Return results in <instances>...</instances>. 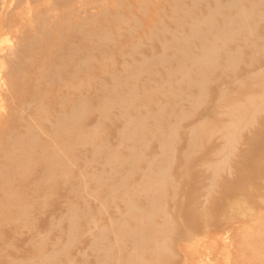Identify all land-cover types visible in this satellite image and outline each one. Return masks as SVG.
<instances>
[{"label": "rangeland", "instance_id": "obj_1", "mask_svg": "<svg viewBox=\"0 0 264 264\" xmlns=\"http://www.w3.org/2000/svg\"><path fill=\"white\" fill-rule=\"evenodd\" d=\"M193 1L180 3L195 11L213 0ZM176 2H45L47 32H53V16L60 31L39 37L45 46L42 65H30L34 57L30 50L13 57L9 67L20 74L12 72L13 84H3L14 90L11 100L0 90V112L10 113L7 122L0 123V264H100L102 260L103 264H264V141L254 140L258 132L264 134V0H243L254 3L250 38L237 40L239 47L232 49L237 53L231 60L219 56L223 66L209 72L207 94L198 101L189 100L197 94L195 88L167 78L170 63L154 60L174 52L168 43L171 35L188 33L187 21L177 28ZM14 38L12 47L19 51ZM195 46L194 42L191 47L197 52ZM56 50H62L63 60ZM138 63H147L149 69L134 74L119 90H138L131 114L169 112L171 130L162 127L164 135L171 134L167 148L162 136L150 130L144 134V145H140L143 140L121 134L125 116L113 97L112 76L141 67ZM169 88L183 99L172 98L166 93ZM81 94L87 104L76 115L88 139L78 138L82 133L66 147V137H60L57 152L62 165L52 172L50 163L56 160L52 124L61 119V110H75ZM104 96L112 97L107 114L99 104ZM36 99L43 109L34 113L40 104ZM231 103L245 110L238 127L231 126L234 139L226 147L228 137L222 127L230 118L226 112ZM196 123L197 137L191 132ZM40 124L43 134L37 128ZM68 129L66 136L76 130ZM28 130L38 131L35 142ZM129 146L137 152L135 163L122 160L130 153ZM108 150L116 152V161L108 159ZM126 194L133 199L134 216L127 212ZM100 202L105 203L102 211ZM103 222L107 226L126 222L132 231L144 223L147 234L152 233L148 228L155 232L152 239L138 240V245L134 237L112 233L106 240L98 234ZM106 246L112 252L104 257Z\"/></svg>", "mask_w": 264, "mask_h": 264}, {"label": "bare ground", "instance_id": "obj_2", "mask_svg": "<svg viewBox=\"0 0 264 264\" xmlns=\"http://www.w3.org/2000/svg\"><path fill=\"white\" fill-rule=\"evenodd\" d=\"M16 1L17 0H15V2H12V0H0V73H2L1 70H4L6 66L8 68V69L6 68L7 70H5V72L2 75H0V90L1 88H3V90L5 91V94H7V96L10 97V100H11L12 91L14 90H12V87H11V90H12L11 91L9 88L4 87L3 84L5 83H6L5 85L13 84L12 72L17 71L16 69L14 70V68L11 69L9 67L10 63L12 62L13 57L17 58L18 56L23 55L24 49L25 51H28V52L30 50L34 54L33 60L30 61V65L31 64L36 65V66L42 65L44 62L42 61L43 60L42 54L45 50L44 49L45 46H43V43H44L43 39L39 37H41L44 33L47 35H51L54 33H58L60 31V25L58 21L54 22V18H55L54 16L52 17L53 20L51 22V30L54 33L47 32V28H45L46 19H45V12H44L43 5L46 4L45 2L47 0H21V1L18 0L17 3ZM73 1L74 0H67L68 4H71V2ZM223 1L224 0H213L210 2L211 4L206 2L204 7H198L197 9H195V11H191V10L184 8L181 5L180 0H177L176 7H175L174 20L176 22L177 28L178 26L180 27L183 21H187L188 22L187 24L188 33L183 32V34L181 35H171L170 41L168 43L172 46L171 48L174 49V52L170 54L162 55V56H157L154 58L156 63H161V64L167 63V62L170 63V65L165 69L167 78L168 76H171L174 78L175 82L182 83L186 85L187 87L195 88L197 94L190 95L189 96L191 98L189 99L190 101L191 100L198 101L199 96L200 97L206 96L207 94L206 84H207L209 72L211 70L215 71L216 68H218L217 66H219L220 64L221 66H223V62L221 63L219 62V59H218L219 56L225 55L229 60H231L237 53L235 51H232V49L239 47L238 43L236 44L237 40L248 41L250 38V31L252 30V28H250V24H252L250 23L251 22L250 20L254 16V13L251 11V8L253 7L254 3H250L251 5H249L248 3L247 4L243 3V0L241 1L240 0H227L225 2ZM11 2L12 4L14 3V8L10 4ZM54 2H57V0H54ZM196 2L197 0L193 1L194 4H196ZM9 5L12 7L11 9ZM31 15H32L31 17L32 20L33 21L35 20L34 25L29 22V17ZM35 16H36V19H35ZM12 36H14L15 38L17 37L16 43L18 42L19 45L21 46V49L19 51H16L14 47H12V45L14 44L12 43L13 42ZM44 39L47 40L46 37ZM194 42L196 45L195 48L198 49L197 52L193 51V48L191 47ZM49 48L52 49V46H49L48 49ZM61 51L56 50L57 55L63 60V53ZM220 52L222 54H220ZM82 56H84L83 53H82ZM22 59L23 58L21 56L19 60V63L21 64V65L19 64L20 69L24 68L23 67L24 60ZM35 61H37V63ZM146 61L147 59L144 58L143 62H146ZM138 64H140L141 67L136 66L134 69H132L131 71H128L126 74L114 75L115 74L114 73L112 76L113 83H114L113 97L121 103L120 106L123 108L122 115L125 116L126 124L123 126V129L121 130V134L123 137L127 139H130V138L138 139L140 140V143H141L143 140L144 134L150 130L154 132L155 134L162 136L161 141H165L166 148H167V146H170L169 140L171 139V134L168 131L169 133L164 135L163 128H165L164 125H166L169 128V130H171L170 123L166 119V116H168L169 112L164 109V111L160 110L157 113H154L152 115H148V113L142 114V113H139L138 111L137 112L135 111L131 114L129 109H135L134 102L138 94L137 92L138 90H136V88L134 87H129L125 91L119 90L121 89L120 87L123 84H125L128 80L134 77L133 76L134 74L140 73L142 71H146L149 69L147 63H138ZM3 66L5 67L3 68ZM132 71H133V74H132ZM19 74H20L19 71H17L18 76ZM86 81L89 82V80H86ZM100 86L102 85L100 84ZM141 89L145 91L144 84L141 86ZM216 90L217 88L215 89L214 93L216 92ZM166 93L171 95L172 98L173 97L176 98L177 100L183 99L182 97H180V92H177L171 88L166 90ZM5 94L3 95L5 96ZM0 95H1V92H0ZM20 100H23V99H20ZM25 100L26 99H24L23 101ZM36 100L40 104H37V107L35 108L34 113L37 112L38 110L43 109L41 102L38 101V99ZM77 100H78V105L76 104L74 105V108H75L74 111L61 110V119H59L60 117L56 118L54 123L52 124L53 128L50 131V133L52 134L51 143H52V149L54 147L53 153L56 159L52 163H50L51 164L50 169H52V172L54 170L57 171L58 168L60 169L62 165L60 162L62 160L58 159L59 155L57 152L59 147L61 146L60 140L62 139L60 137H63V136L66 137L64 146L68 147L73 143L74 137H78L83 133L78 125L76 114L78 113L79 110L85 108L84 106L87 104V102L85 101L86 99L83 95L80 97L78 96ZM111 100H112L111 96L109 97L104 96L99 100V104L103 105V109H102L103 113L107 114L108 106H110ZM151 100H153V98ZM31 101H25L24 104L29 105L32 103ZM249 103H250V99H249ZM215 107L221 108L223 107V105H215ZM244 110H245L244 106L239 103H231L228 106L226 113L230 115V118L228 122L226 123L225 127H222V129L226 130L225 136L228 137V141L225 142L226 147H228V145L231 146V143L234 139V136L230 135V132H232V130L230 131V128L233 125L235 127H238V124L241 121L240 112H243ZM42 112L44 111L42 110ZM8 117H10L9 112H4V113L0 112V123L6 121ZM149 117H151L150 123H148ZM29 125L30 127L32 126L34 127L36 124L29 123ZM42 127H41V124L40 126L38 125L37 127L41 134L44 133V130H43L44 127L43 128ZM71 127H75L76 130L71 131V133H69L70 135L68 134L69 136H66L67 133L70 132L68 128H71ZM172 128L174 127L172 126ZM198 128H199V124L196 123L192 126V130H191L192 134L196 133V137L199 133L197 132ZM232 128L235 130L234 127ZM61 131L62 132L64 131V133H60ZM27 133L30 135L29 136L30 141L35 142L37 139L38 131L28 130ZM78 138H82L84 140L88 139V137L84 133ZM260 138L262 139L261 141H264L263 131L258 132L254 140L258 141ZM192 139H193V136H191V140ZM258 143L260 144V142ZM190 144H191V141H190ZM140 145H144V140H143V143ZM128 152L130 153H126L127 155L123 156L122 160L125 162H129V163L137 162L138 158L135 157L137 152L133 149V147L129 146ZM107 154H108V159L110 160L113 159L115 161L117 160L116 152L108 150ZM13 157L14 156L11 155V158ZM48 159L49 157L46 155V161H48ZM111 163L112 162H110V164ZM148 164L150 165V162H148ZM165 170L166 168L165 169L163 168L159 172L163 173ZM113 186L114 185H108L109 188H112ZM125 205L127 206V212L130 214V216H134L135 214H133V210H134L135 205H133V199L127 194L125 195ZM104 206H105V203L100 202L99 210L102 211L104 209ZM133 224H136V223H133ZM134 227L136 228V230L132 231V228L126 222H115L113 226L111 224L109 226L104 225V222H103V225H101L98 228V232H99L98 234L100 235V237H104L106 240L109 237L108 236L109 233H112L113 236L118 237V238H121L122 236L134 237L136 239H134L133 242L137 245L139 242L138 240L142 238L148 237L149 239H152L155 230L148 228L149 230L152 231V233L147 234L144 230L145 229L144 223L136 224V226ZM70 237H73V234H71ZM151 246H150V250H153L152 248L153 246L152 247ZM111 252H112V247H107L106 253L103 254L104 257L109 256ZM99 263L103 264V260L100 261Z\"/></svg>", "mask_w": 264, "mask_h": 264}]
</instances>
